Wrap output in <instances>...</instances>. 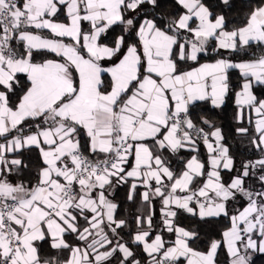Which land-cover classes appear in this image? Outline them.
<instances>
[{
  "label": "snow or ice",
  "instance_id": "6c2138e0",
  "mask_svg": "<svg viewBox=\"0 0 264 264\" xmlns=\"http://www.w3.org/2000/svg\"><path fill=\"white\" fill-rule=\"evenodd\" d=\"M261 255L264 0H0V264Z\"/></svg>",
  "mask_w": 264,
  "mask_h": 264
},
{
  "label": "trees",
  "instance_id": "16d2710c",
  "mask_svg": "<svg viewBox=\"0 0 264 264\" xmlns=\"http://www.w3.org/2000/svg\"><path fill=\"white\" fill-rule=\"evenodd\" d=\"M230 114H231L230 111H229L228 115L221 114V121H227L230 118ZM120 195H121V197H123L124 193L121 192ZM255 264H264V255L257 256L255 258Z\"/></svg>",
  "mask_w": 264,
  "mask_h": 264
}]
</instances>
